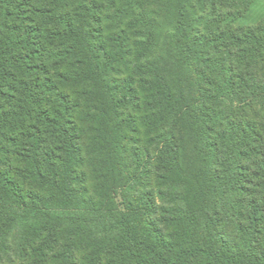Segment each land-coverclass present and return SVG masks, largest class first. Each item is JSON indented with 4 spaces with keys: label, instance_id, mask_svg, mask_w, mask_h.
I'll return each instance as SVG.
<instances>
[{
    "label": "trees",
    "instance_id": "obj_1",
    "mask_svg": "<svg viewBox=\"0 0 264 264\" xmlns=\"http://www.w3.org/2000/svg\"><path fill=\"white\" fill-rule=\"evenodd\" d=\"M104 1L54 0L46 15L57 28L35 25L28 36L11 3L0 4V33L7 34L0 42V102L10 98L9 106L20 109L15 121L38 112L39 127L62 145L44 152L43 172L38 167L32 175L51 193L38 205L0 169V264L11 261L9 239L17 234L31 245L13 264H264V0ZM96 25L110 34L106 53L97 47ZM40 30L67 41L56 57L77 61L63 80L91 82L101 93L85 116L111 177L123 139L148 130L152 150H127L141 175L160 176L166 205L153 210L134 180L128 188L135 194L124 195L121 210L99 211L79 187L82 137L70 119L77 104L56 92L46 61L54 53L29 48ZM133 45L143 60L130 62V77L112 82L109 71L127 65ZM31 140L35 153L38 129ZM193 188L191 199L185 190Z\"/></svg>",
    "mask_w": 264,
    "mask_h": 264
},
{
    "label": "rangeland",
    "instance_id": "obj_2",
    "mask_svg": "<svg viewBox=\"0 0 264 264\" xmlns=\"http://www.w3.org/2000/svg\"><path fill=\"white\" fill-rule=\"evenodd\" d=\"M4 0H0L3 2ZM11 3V10L16 9L19 13L18 19L15 20L16 25L19 27L21 33L28 36L26 31L29 28L35 27V25L42 26L44 30H53L57 28L54 24V17L46 15L47 13L54 12L55 2L54 0H8ZM95 1V0H94ZM101 1L103 4L104 0ZM75 6H73L74 8ZM71 8V6L69 7ZM41 10V11H40ZM52 14V13H50ZM167 24L171 25L170 20L173 18L171 14L167 15ZM99 15L96 18L98 22ZM252 20L241 18V23H246ZM11 25V23H10ZM12 26V25H11ZM126 28V33L131 34L132 40L136 42L140 41V37H135L133 33V28ZM102 27H106L105 24ZM97 30L95 34V40L97 42V47L103 53L110 50V44L107 40L109 33L102 34L100 30V25H96ZM44 30H40L35 34V40L30 38L29 48L38 49L45 55H54L48 59L47 65L50 69L51 78L54 80V85L56 92H67L70 98L76 102L77 107L75 112L71 115V118L76 124L77 133L82 137L81 147L83 149L84 157V179L83 183L79 187L83 188L88 195L91 194L96 200L95 208L99 211L104 210V208L112 205L115 210H121L123 208V199L125 196H131L135 194V191H129L128 186H132L130 190L135 186L132 182L136 180L139 193H145L148 199V203L151 205L153 210H158V204H167L169 199L165 198V194L162 192L165 190L160 176L153 172L152 177L144 176L140 174L139 170L136 169L133 157L128 152L127 148L133 146L135 149L141 150V145L150 150H152V145H147L149 142V137L147 135L148 130L144 127H139L137 131L133 133V139L126 138L123 139V144L118 146L119 153L114 157L113 165L115 170L111 177L110 165L107 164L103 156H97L96 149L98 145L94 144V139L96 132L94 130L95 125L90 123L86 118L85 114L92 111L94 107V102L100 100V91H95L91 89L92 83L87 82L85 85H74V83H69L67 80H63V75L76 71V60L65 59L62 60L58 56L67 48V41L60 38L52 36L51 38L44 34ZM135 32V31H134ZM3 34V35H2ZM7 34L4 32L0 33V42L2 38ZM159 39H162L161 35H158ZM137 39V40H136ZM40 42V43H39ZM101 48H100V47ZM138 46L133 45L132 50H134V55L131 50V54L127 59V65L120 63L118 67L116 66L114 70H110L108 76L111 77V81L120 84L124 79L130 77L129 75L133 72L130 62L141 63L143 60V51L138 49ZM126 60V59H125ZM130 65V66H129ZM105 76V77H108ZM138 77V76H137ZM8 84V83H7ZM11 87H17V82H12ZM94 100V101H93ZM11 101L8 98L5 101L0 102V118L3 117V113L7 110L10 111L11 120L3 124L0 128V169H2L4 174L12 181L15 182L17 187L24 193L25 200L33 205L40 204V198H48L51 193L45 187L41 188L40 183L35 181L32 177L35 172V168L39 167V171L43 172L44 158L43 153L50 151L53 153L60 152L62 145L56 138L53 137L47 129L39 127V121L37 114L38 112H33L31 116H23L20 120L15 121L12 113H19L20 109L12 108L9 106ZM4 107V108H3ZM126 117L135 116L133 111H124ZM4 118V117H3ZM1 125V124H0ZM128 128H130L128 126ZM40 132V147L39 151L35 153L32 152V140L31 134L34 131ZM128 132V131H127ZM138 142V143H135ZM138 144V145H137ZM141 155L142 153L139 152ZM116 179L115 181H111ZM80 188V189H81ZM130 192V193H129ZM194 188L191 190H185V194L193 199ZM38 194L39 197L33 199L32 195ZM98 214V213H97ZM100 218V215H96ZM155 216V215H154ZM10 247V260L18 263L20 261L21 250L25 248L28 249L30 244V239H27L24 235L17 234L13 238L9 239ZM7 262V264H13L12 262Z\"/></svg>",
    "mask_w": 264,
    "mask_h": 264
}]
</instances>
